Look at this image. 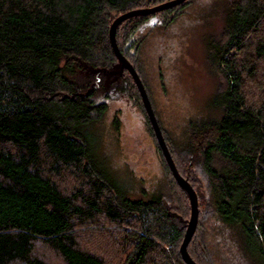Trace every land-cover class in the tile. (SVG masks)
I'll return each instance as SVG.
<instances>
[{
  "label": "trees",
  "instance_id": "1",
  "mask_svg": "<svg viewBox=\"0 0 264 264\" xmlns=\"http://www.w3.org/2000/svg\"><path fill=\"white\" fill-rule=\"evenodd\" d=\"M166 1L0 0V264H53L48 256L61 264H185L186 195L173 205L166 193V180L179 185L158 143L167 176L135 197L92 148L109 110L108 95L98 94L116 61L112 22ZM222 2V33L205 38L218 80L211 114L187 121L181 151L196 161L213 215L264 264V0ZM185 4L151 16L166 29ZM147 19L118 25L123 55L142 50Z\"/></svg>",
  "mask_w": 264,
  "mask_h": 264
},
{
  "label": "rangeland",
  "instance_id": "2",
  "mask_svg": "<svg viewBox=\"0 0 264 264\" xmlns=\"http://www.w3.org/2000/svg\"><path fill=\"white\" fill-rule=\"evenodd\" d=\"M184 2V15L166 29L157 25L159 19L156 21L155 16L146 15L147 25L143 31L146 41L142 50L138 55L134 52L122 55L135 68L145 87L175 166L180 172L186 171L191 184L196 186L198 221L195 238L188 249H195L201 264H254L234 229L227 228L209 209L207 196L203 194L205 182L201 171L196 161L189 160L181 151L187 121L211 114L209 100L216 92L218 80L208 67L205 38H218L224 25L221 0ZM120 37L122 41L123 37ZM102 77L104 90L98 95H101L99 99L108 95L109 110L94 127L93 151L101 167L126 187L131 196H139L142 188L151 192L167 175L155 134H149L144 111L137 104L139 99L143 105L140 94L129 72L121 69L117 58L110 75H102L100 79ZM126 87L132 89V93ZM115 119L119 122V131L114 126ZM169 183L166 180V193L173 199V205H178L175 198L186 195L189 221L191 210L187 193L180 186L174 187ZM203 244L208 253L210 251L209 255L203 251ZM48 260L61 264L52 256H48Z\"/></svg>",
  "mask_w": 264,
  "mask_h": 264
},
{
  "label": "water",
  "instance_id": "3",
  "mask_svg": "<svg viewBox=\"0 0 264 264\" xmlns=\"http://www.w3.org/2000/svg\"><path fill=\"white\" fill-rule=\"evenodd\" d=\"M185 0H171L164 2L162 4H159L157 6H153L151 8H142V9H136V10H131L129 12H126L124 14H121L118 16L111 24L110 29H109V41L112 47V50L114 52L115 57L118 59L120 63L121 69H126L130 76L132 77L137 90L140 94V97L142 99L143 106L145 108V111L147 113V117L149 119V122L152 126L153 132L155 134L157 143L161 149V152L164 156V159L167 163V166L172 173L173 178L177 182V184L183 188V190L187 193L189 202H190V219L187 224V228L184 234V238L182 241V244L180 246L179 252L182 257V260L185 264H196V262L190 257L188 251H187V246L192 239L196 226H197V221H198V198L195 190L191 186V184L183 178L177 171V168L175 166V163L171 157V154L168 150V147L166 145V142L163 138L160 126L158 124V121L156 119V116L154 114V111L152 109L149 97L146 93L145 87L135 70V68L131 65V63L122 55L120 52L116 38H115V33L118 25L122 23L123 21L135 17V16H146V15H152L158 12H161L163 10L172 8L174 6H177L181 3H183ZM154 18V17H153ZM152 21V20H151Z\"/></svg>",
  "mask_w": 264,
  "mask_h": 264
}]
</instances>
